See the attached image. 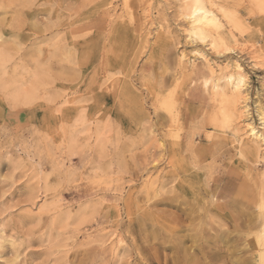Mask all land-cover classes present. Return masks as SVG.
<instances>
[{
    "label": "rangeland",
    "instance_id": "1",
    "mask_svg": "<svg viewBox=\"0 0 264 264\" xmlns=\"http://www.w3.org/2000/svg\"><path fill=\"white\" fill-rule=\"evenodd\" d=\"M132 1L0 0V264H264V0H216L214 46L182 1ZM202 55L240 100L167 135L154 90L206 101Z\"/></svg>",
    "mask_w": 264,
    "mask_h": 264
},
{
    "label": "bare ground",
    "instance_id": "2",
    "mask_svg": "<svg viewBox=\"0 0 264 264\" xmlns=\"http://www.w3.org/2000/svg\"><path fill=\"white\" fill-rule=\"evenodd\" d=\"M96 0H91L90 3H94ZM125 3V6L129 5L130 3H132V0H123ZM144 1V0H143ZM147 1V0H145ZM144 1V2H145ZM179 1V0H178ZM182 1V7H184V11H183V15L184 18L189 21L190 25H191V31L194 32L197 36L198 33L200 34L199 38L201 39V41H205V39L207 37H210L213 41L212 46H214V42L218 41V40H223V34L220 32L223 25L220 23V20L218 18V14L217 12H226L225 10H223L224 8L219 7V3L216 0H180ZM64 2V1H63ZM144 2H142L144 4ZM114 0H100V2H95L94 5L92 6V8L94 7V12H97L98 9L100 7H105V6H109L110 4H113ZM111 6V5H110ZM69 7V6H66ZM174 8V7H173ZM222 8V9H221ZM143 9V8H142ZM93 12V11H92ZM158 12V11H157ZM182 12V11H181ZM263 13V12H262ZM224 14V13H223ZM227 15V13L225 14ZM224 15V16H225ZM260 15V14H259ZM173 16V15H172ZM149 17V16H148ZM224 18V17H223ZM139 20V19H138ZM174 20V19H173ZM164 21V20H163ZM59 22V20H58ZM57 22V27L58 29H60L62 26L61 24H59ZM20 24V23H19ZM69 25H72L73 22L72 20L69 19L68 21ZM143 25V24H142ZM55 26V25H54ZM54 28V27H53ZM207 28H212V30L214 31H210L206 29ZM116 29V28H115ZM108 30V29H107ZM169 30V29H168ZM186 32V31H185ZM230 33V32H229ZM59 34V33H58ZM183 34V33H182ZM176 37V36H175ZM61 39V37H60ZM187 43V42H186ZM217 46V45H216ZM59 50V48H56ZM248 50V49H247ZM227 53H230L231 51L229 49H226ZM58 51L56 50L55 53H57ZM223 52V51H222ZM65 53V52H64ZM70 53V52H68ZM67 53V54H68ZM63 54V53H61ZM195 54V53H194ZM69 56V55H68ZM198 56V55H197ZM259 56V55H258ZM203 61L205 62L206 66L205 67H196L193 65V68L195 70H193L195 72L194 77H195V82L197 81H201L204 85H205V93L208 96V99L205 101L203 100H199L200 105H194L192 102L190 101H182V102H178L175 105H163L162 103L165 101V99L168 98V94L165 93V91H163V89L165 87H167L168 85V80L166 79V77L161 76L162 81L161 83H159L158 88H156L154 90V95L157 96L156 102L159 101L160 103V108H163L166 113H162L158 111V108H155L154 111V118L157 120L156 122H162V124H158L161 127L164 126L166 128L167 131V135L169 134H173V132H177L181 129H183V127H186L185 131L188 130L187 128V124L189 123L190 120H193V115H191L190 113V107L191 106H195L196 110L192 111L196 116L202 115L203 114V127L202 129L204 131H206L207 128H217L218 125H220L219 123H221V118L219 117V106H217V104L215 103L217 98L219 96L226 97L228 98L227 100H231L232 103L236 102L238 100H240V96H241V90L242 87L244 85V81H245V76H243L242 74V67L241 66H237L238 69V73L233 75H219V77H217L216 73L218 72L217 70H214L213 65H211L210 61L204 56L202 55ZM201 58V59H202ZM181 59L184 60V58L182 57ZM182 60V61H183ZM120 61V60H118ZM181 61V60H180ZM181 61V62H182ZM138 64V63H137ZM256 67V66H254ZM60 70H66L65 67H61ZM114 71H112L113 74ZM122 71H120L121 73ZM116 72H114L115 75ZM119 73V72H118ZM122 74V73H121ZM151 76V75H150ZM171 77V76H170ZM112 78V77H111ZM170 80V79H169ZM119 83V81H114ZM117 83L115 85H117ZM135 88V87H134ZM101 89V88H100ZM173 92V91H172ZM120 95L116 94V98H121L123 97V93H119ZM248 94V93H247ZM105 96V95H104ZM171 98V96L169 97ZM174 98V97H173ZM103 101L107 102L109 101L108 96L106 97H102ZM163 101V102H162ZM168 101V100H167ZM170 101V100H169ZM225 101V99L223 100ZM130 102V101H129ZM162 102V103H161ZM226 103V102H225ZM146 104V103H145ZM154 104V103H152ZM226 105V104H225ZM224 105V106H225ZM144 106V105H143ZM231 106V105H230ZM226 107V106H225ZM235 106L231 107L234 108ZM228 108V107H226ZM228 111L231 109H227ZM233 110V109H232ZM230 113V111H229ZM233 113V112H232ZM231 113V114H232ZM261 113V112H260ZM227 115V114H224ZM230 115V114H229ZM236 115V114H234ZM237 116V115H236ZM235 117V116H234ZM230 120L234 119L231 116H229ZM223 119V118H222ZM229 120V121H230ZM227 121V120H226ZM231 120L230 122L233 123ZM111 125V124H110ZM231 125V124H230ZM251 135L256 139L260 140V135H258L257 130H255L254 127H251ZM110 132V131H109ZM166 132V131H164ZM190 132V131H189ZM155 133V132H154ZM180 133V132H178ZM191 133H195L191 132ZM156 136V135H155ZM158 137V136H157ZM175 138H178V134L177 136H175ZM158 139V138H157ZM256 139V140H257ZM242 141V140H241ZM254 141V140H253ZM262 142V141H261ZM246 143V142H245ZM244 143V144H245ZM252 143V142H250ZM258 143V142H257ZM246 146V145H245ZM262 148V147H261ZM168 165V164H167ZM154 166V165H153ZM152 166V167H153ZM246 174V173H245ZM217 185V184H216ZM159 194V193H158ZM264 201V200H263ZM214 202V201H213ZM264 203V202H263ZM188 208V207H187ZM199 208V207H197ZM206 209V208H205ZM204 209V210H205ZM189 210V209H188ZM194 212V211H193ZM209 212V211H208ZM206 213V212H205ZM212 213V212H211ZM193 215V214H192ZM207 215V214H205ZM207 217V216H206ZM211 225V224H210ZM209 225V226H210ZM198 229V227H197ZM205 229V228H203ZM168 231V230H167ZM205 231V230H204ZM195 233V232H194ZM185 238V237H184ZM209 238V236H208ZM205 237V239H208ZM217 238V237H216ZM220 239V237H218ZM217 238V239H218ZM176 241V240H175ZM182 241V240H181ZM208 241V240H207ZM210 241V240H209ZM216 242V240H215ZM197 242H195L196 244ZM194 244V246H195ZM199 244V243H198ZM210 244V242H209ZM214 244V242H213ZM216 250V249H215ZM204 251V249L202 250ZM208 251V250H207ZM213 251V250H212ZM219 251V250H217ZM209 252V251H208ZM214 252V251H213ZM185 250L182 249H178L177 250V254H178V259H177V263L176 264H188L187 260L189 259V255L186 256L185 254ZM191 253V252H190ZM211 253V252H210ZM212 256V255H211ZM217 256V255H216ZM207 257V256H206ZM193 261V260H192Z\"/></svg>",
    "mask_w": 264,
    "mask_h": 264
}]
</instances>
